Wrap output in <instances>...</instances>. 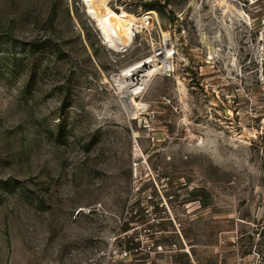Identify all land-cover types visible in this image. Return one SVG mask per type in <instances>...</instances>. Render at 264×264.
<instances>
[{"label":"rangeland","instance_id":"rangeland-1","mask_svg":"<svg viewBox=\"0 0 264 264\" xmlns=\"http://www.w3.org/2000/svg\"><path fill=\"white\" fill-rule=\"evenodd\" d=\"M151 1L0 0V264H264V0Z\"/></svg>","mask_w":264,"mask_h":264},{"label":"bare ground","instance_id":"bare-ground-1","mask_svg":"<svg viewBox=\"0 0 264 264\" xmlns=\"http://www.w3.org/2000/svg\"><path fill=\"white\" fill-rule=\"evenodd\" d=\"M85 7L97 22L108 45L114 48L127 42V27L130 24H143L145 21V17L137 18L126 12H113L108 7L107 0H85ZM170 55L167 49H163V52L155 53L137 62L117 76V79L125 83L122 86V99L130 111L134 110L136 101L133 100V103L128 97L139 94L149 79L167 70Z\"/></svg>","mask_w":264,"mask_h":264},{"label":"trees","instance_id":"trees-1","mask_svg":"<svg viewBox=\"0 0 264 264\" xmlns=\"http://www.w3.org/2000/svg\"><path fill=\"white\" fill-rule=\"evenodd\" d=\"M156 5H160V0H152L151 2H148L147 4H145V8H151V7H155Z\"/></svg>","mask_w":264,"mask_h":264},{"label":"built area","instance_id":"built-area-1","mask_svg":"<svg viewBox=\"0 0 264 264\" xmlns=\"http://www.w3.org/2000/svg\"><path fill=\"white\" fill-rule=\"evenodd\" d=\"M189 264H198V263H196L194 260H191V261L189 262Z\"/></svg>","mask_w":264,"mask_h":264}]
</instances>
